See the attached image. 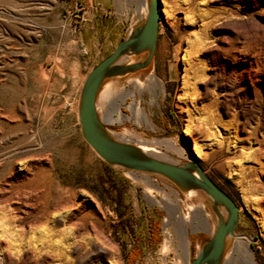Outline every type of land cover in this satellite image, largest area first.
I'll use <instances>...</instances> for the list:
<instances>
[{
    "label": "rangeland",
    "instance_id": "obj_1",
    "mask_svg": "<svg viewBox=\"0 0 264 264\" xmlns=\"http://www.w3.org/2000/svg\"><path fill=\"white\" fill-rule=\"evenodd\" d=\"M149 3L0 0V264H189L214 234L217 220L203 194L111 167L81 133L78 106L88 74L144 18ZM160 12L151 65L108 80L99 115L112 134L143 139L131 143H177L185 155L174 152L168 161L197 159L240 207L223 264H240L246 241L256 264H264V0H161ZM183 56L200 71L184 92ZM128 93L124 120L108 121ZM128 106L145 111L147 120ZM195 146L206 156H197ZM21 165L29 167L27 178ZM169 196L179 209L165 205ZM60 198L84 203L71 208L80 227L34 224ZM177 218L187 220V257ZM91 224L101 229L99 241L89 240ZM48 239L54 248L43 243Z\"/></svg>",
    "mask_w": 264,
    "mask_h": 264
},
{
    "label": "water",
    "instance_id": "obj_2",
    "mask_svg": "<svg viewBox=\"0 0 264 264\" xmlns=\"http://www.w3.org/2000/svg\"><path fill=\"white\" fill-rule=\"evenodd\" d=\"M161 0H150L144 18L131 28L115 49L88 74L79 99L78 119L86 144L109 166L162 177L182 193L200 192L216 217L214 234L189 264H223L230 240L236 235L240 207L225 190L203 170L197 159L171 162L143 151L134 143L115 137L98 112V97L105 83L146 70L156 51ZM146 55L137 63H125L129 57Z\"/></svg>",
    "mask_w": 264,
    "mask_h": 264
},
{
    "label": "bare ground",
    "instance_id": "obj_3",
    "mask_svg": "<svg viewBox=\"0 0 264 264\" xmlns=\"http://www.w3.org/2000/svg\"><path fill=\"white\" fill-rule=\"evenodd\" d=\"M183 61H184V64H185V69H184V74L182 76V90L184 92V91L188 90V88H189V86L191 84V81L193 79H196V78L199 77V72L200 71L197 69L196 64L192 60H190V58H188V57L185 58L183 56ZM128 95H131V93H128L127 95L121 96L120 100L116 101V103L114 105V109L109 112L108 121H111V122H122L124 120V118L122 117V109L121 108H122L123 104L126 102V98H127ZM184 95H186V94H184ZM178 99H183V98L180 97ZM128 107L132 109V112H133L134 115H136L137 117H141V119H143L144 121L147 120V115H146L145 111H142L138 107H134V106H128ZM184 134L186 135V137H190L192 135L191 129L187 128L186 130H184ZM113 135H115V137L119 138L120 140L126 141V142H132L134 140L139 142V141L143 140V139H141L139 136H137L135 134H131L130 137H124V136L118 135V134H113ZM134 144L139 146L143 151L147 152L148 154L156 156L158 158L165 159V160H170L171 157H174V155H173L174 152L179 153L182 157H184V155H185L184 150L177 143H175V142H173L171 140L170 141L169 140L150 141L148 144H146V143H142V144L134 143ZM153 149H155L157 151H162V153H159V154H163V155H157V154L154 155L155 153L152 154V151H154ZM194 149H195V153L197 154V156H199V157L206 156V154L202 153L197 148V146H195ZM20 169L22 171H25L24 173L20 174V175H22L21 177L27 178V174L29 172L28 165H21ZM171 194H177V193L172 189L171 190ZM187 194L191 195V194H194V192H188ZM176 198L173 199V198H171L169 196V198H167V200L164 201L165 205H169L171 207L174 206L175 208L176 207L178 208V206L175 205L176 204L175 200L177 202ZM67 202L68 201H65L64 199H61V198H60V200H57V201L54 200L49 206H47V208L45 210L39 211L37 213V215L35 216L34 224L37 223L38 225L42 226V225H48L49 223H56L57 224V222L58 223L62 222L64 225H72L74 229L79 228L80 227V225H79L80 217L78 216V214L76 215L75 213H72L71 208L73 210L79 211L80 208L84 207V203L77 202V203H74V204H70V203H67ZM171 207H169V208L171 209ZM60 210H66L68 213L69 212L70 213L67 216L59 217L57 213ZM92 210L93 211L91 213L93 214V217L97 218L98 206L96 205V208H94ZM80 215H82V214H80ZM50 218H52V220ZM97 221H98V219H97ZM177 221L181 224L182 235L180 236V243H182V247H183V249L185 251V255L187 257L188 256V250H189V241H188V238H187V229H186L187 220L184 219L182 221L181 218L180 219L177 218ZM97 228H98V225L97 226L93 225V224L90 225V229L94 230L93 233H95V236H90V237H89V235H90L89 230L90 229H86L85 233L88 235L90 241H92L93 239L99 241V239L103 237L101 235V232L98 230V229H100V227L98 229ZM166 238L168 240H171V236H170L169 232L166 233ZM53 242L50 239L49 242L46 241V243L45 242H43V243L46 246L52 248L53 247L52 245L55 244ZM90 243H92V242H90ZM240 244H241V242H239L238 245H236V246L239 247ZM243 245H244V250H243V252H241L242 253L241 254L242 258H239V260L241 261L240 264H256L254 253H253L252 249L248 246L247 241ZM102 246L103 245H101V247H99V251L100 250H105L106 247L105 246L102 247ZM45 250H47V249H45ZM55 251L57 252V250H55ZM57 254H59V253H57ZM55 255H56V253H55ZM58 256H59V258H62L61 254H59Z\"/></svg>",
    "mask_w": 264,
    "mask_h": 264
},
{
    "label": "built area",
    "instance_id": "obj_4",
    "mask_svg": "<svg viewBox=\"0 0 264 264\" xmlns=\"http://www.w3.org/2000/svg\"><path fill=\"white\" fill-rule=\"evenodd\" d=\"M141 15H142V13H140V19H142V16Z\"/></svg>",
    "mask_w": 264,
    "mask_h": 264
},
{
    "label": "crops",
    "instance_id": "obj_5",
    "mask_svg": "<svg viewBox=\"0 0 264 264\" xmlns=\"http://www.w3.org/2000/svg\"><path fill=\"white\" fill-rule=\"evenodd\" d=\"M141 13H142V11H141Z\"/></svg>",
    "mask_w": 264,
    "mask_h": 264
}]
</instances>
